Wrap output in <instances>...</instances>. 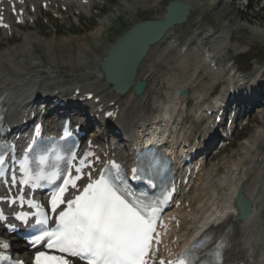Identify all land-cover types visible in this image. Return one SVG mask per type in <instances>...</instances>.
Returning <instances> with one entry per match:
<instances>
[{"label": "rangeland", "instance_id": "obj_1", "mask_svg": "<svg viewBox=\"0 0 264 264\" xmlns=\"http://www.w3.org/2000/svg\"><path fill=\"white\" fill-rule=\"evenodd\" d=\"M168 1L111 0L112 3L104 8L108 9V14L97 16L95 12H91L90 17L84 16L87 24L81 21L78 27L66 28L60 32L47 26H38L35 28L37 33L39 31L38 39L33 43L32 53L26 52L25 55L30 61L36 59V62L49 63L47 65L56 68L60 78L55 80L57 82L52 87H63L64 94L71 93L75 84L86 86L93 81L96 74L94 72H92L94 74H88V71L99 67L100 60L105 56L110 45L129 25L145 18L162 17ZM189 1L196 7L191 11L188 21L169 32L163 45L151 50L143 61L140 77L147 78L148 95L150 94L146 101L142 99L143 101L138 100V103H135V98L130 100L127 99L129 98L127 95L125 96L126 100L123 102L126 119L130 121L126 124L128 129L146 119L151 122L152 117L158 115L159 109L164 110L162 108H166L167 104L170 105L173 102L176 87L187 85L190 95L187 99V112H183L182 122L186 127V133L194 137L208 122V119L203 118L201 121L196 120L197 97L203 95L210 99L214 93H219L221 89L223 91L225 86L224 88L222 85L216 87L215 84L216 82L224 83V85L228 83L229 65L232 64L233 67L247 71L251 75L264 68V0ZM102 21H105L103 32L99 37L93 36L92 33L97 30ZM209 25L214 26L216 34L208 38L205 46L216 48L213 52L218 58L217 62L221 70L213 76L209 74L208 69H204L198 80L192 82L190 81L192 72L202 61L203 47L200 45ZM195 29L199 32V36L190 47L189 54L186 55L187 60L176 58L179 54L178 49L172 48L173 41L179 39L183 43L186 35L195 36L193 33ZM44 40L53 41L51 52ZM15 41L17 43L9 45L2 51L6 52L8 49L10 51L18 47L21 38L15 37ZM99 85L103 89L110 86L104 80H101ZM263 118L264 113H254L245 130L235 134L232 145L212 159L208 172L214 173V170L219 172H215L213 180L202 182L201 189L208 190L205 194L209 193L204 207L214 194L218 198L226 197L230 191L228 179L232 176L236 164L244 163L249 166L256 160L264 165V136L262 138L257 135L258 129L264 128ZM247 140L249 142L245 143L244 141ZM255 145L258 147L256 151L251 149ZM254 175L255 172L249 169L241 171L237 176L251 179ZM196 204L198 206L199 202ZM197 213H200V210Z\"/></svg>", "mask_w": 264, "mask_h": 264}, {"label": "snow or ice", "instance_id": "obj_2", "mask_svg": "<svg viewBox=\"0 0 264 264\" xmlns=\"http://www.w3.org/2000/svg\"><path fill=\"white\" fill-rule=\"evenodd\" d=\"M8 148V145L0 146V175H3L2 166ZM68 156L71 160L76 158L71 151ZM111 163L115 172L101 173L82 188L78 182L91 176L90 172L83 171L88 167L85 159H80L79 166L69 164L51 175L43 172L33 175L25 164L24 184L41 187V181H44L51 186L48 204L51 214H54L50 215L44 205L32 202L37 209L33 216V227L37 234L29 244L36 249L33 264H74L77 259L81 264H157L154 244L158 245L160 240L154 233L161 209L134 198L126 185L122 188L120 166ZM166 163L156 161L160 168L166 167ZM149 183H152L151 179ZM71 190L79 191L72 195ZM240 206L242 213L246 214V202L240 203ZM28 217L27 212L17 214V219L25 223H28ZM6 219L0 210V220ZM2 247L7 248L9 245L5 243ZM40 247L49 251H41ZM195 248L196 245H193L175 260L160 259L158 264H193L192 253ZM215 256L220 258L219 251ZM13 264L24 262L17 260Z\"/></svg>", "mask_w": 264, "mask_h": 264}, {"label": "bare ground", "instance_id": "obj_3", "mask_svg": "<svg viewBox=\"0 0 264 264\" xmlns=\"http://www.w3.org/2000/svg\"><path fill=\"white\" fill-rule=\"evenodd\" d=\"M186 2H189L194 8L196 7V5L192 4L189 0H186ZM105 21H102L99 24L97 30L92 33L93 36L99 37L105 28ZM38 33L34 32L33 30L25 31L23 34L22 43H20L18 47L14 48L13 50L10 49V51L6 50V52H0V99L5 100L6 104L8 105L6 113L8 116H16L20 112L24 113L29 107L30 100L36 98L37 96H41L42 94H46L49 97H53L55 99L58 98V95H53V92H48V88L44 89L42 93L38 94V85L41 82H46L47 86L51 83H55V80L57 77H59V72L57 69H47L45 74L43 71L26 73V68L29 66H38L41 64L39 61L36 62V59L30 61L25 55L26 52H31L33 43L38 39ZM44 43L51 52L53 41L44 40ZM153 49L154 48L151 50ZM148 55L149 53L147 56ZM184 59L187 60V56ZM142 70L143 62L139 66L136 79L141 76ZM19 72L24 73V75H19ZM92 72L96 74L93 80H104V75L99 67H97L95 70H89L88 74H94ZM111 88L112 86H109V88L104 89V93H112ZM179 88L180 87H178L175 92L176 101L174 104V110L179 108L178 100H181L180 103L185 102V98H180L177 95ZM74 90L75 88L72 90V94ZM148 91L149 90L147 89L141 96L135 97V103H138V100L141 102L148 98L150 95H148ZM100 95L101 94H97L96 96ZM126 95L127 97L133 96L132 88L127 90L124 95L112 93L111 100L120 102ZM83 104L87 105L88 107L95 106L93 104V100L85 101ZM96 105L98 106V104ZM167 107L162 108L164 110L159 109L157 112L158 115L152 117L151 124L154 126L152 133H158L161 135L162 132L167 131V140L171 138L172 141L170 143L176 149L178 146L175 140L177 130L174 126V115L172 111H167ZM163 114L165 115L163 116ZM147 121L148 120H146L144 124L147 123ZM124 123L125 119L123 110H121L115 124L117 126H121ZM261 129H258L257 135L263 138L264 130ZM207 132L210 131L208 130ZM165 134L166 133L163 134V137ZM244 142L248 143L249 140ZM123 150V147L119 148L120 157L122 159L126 157L123 154ZM254 171L256 172L257 169L254 168ZM257 175L258 176L254 177L249 183H246L242 179H238L234 185H231V195L229 194L228 197L224 198L220 202L213 201L210 207L207 209L206 214L200 220L195 233H193V236L195 237L201 232L210 230L215 234H218V237L225 236L228 239L230 238V246L226 252V264H264V178L262 180H256V178L264 177V175H260L259 172H257ZM240 180L243 182V184H245L246 195L250 198L253 205L249 217L243 221L237 219L238 211L233 203L235 191L240 184ZM0 229L2 228L0 227ZM23 248V245H14V250L16 251L18 257L25 255L26 252L23 254L19 253V251Z\"/></svg>", "mask_w": 264, "mask_h": 264}, {"label": "water", "instance_id": "obj_4", "mask_svg": "<svg viewBox=\"0 0 264 264\" xmlns=\"http://www.w3.org/2000/svg\"><path fill=\"white\" fill-rule=\"evenodd\" d=\"M192 9L191 4L181 0H171L166 6V13L161 19H146L133 24L110 48L101 62V69L106 80L118 92L124 93L134 86L137 94H141L147 85L145 80L135 82L138 67L147 54L148 49L157 43L174 25L184 23ZM182 93L187 94L186 90ZM246 201L248 211L251 208ZM239 202V201H238ZM240 203H243L242 201ZM239 203V206H240ZM245 203V202H244ZM241 209V206H240Z\"/></svg>", "mask_w": 264, "mask_h": 264}]
</instances>
